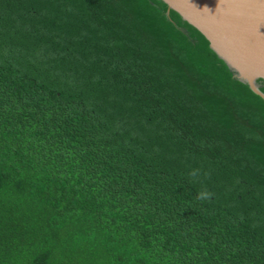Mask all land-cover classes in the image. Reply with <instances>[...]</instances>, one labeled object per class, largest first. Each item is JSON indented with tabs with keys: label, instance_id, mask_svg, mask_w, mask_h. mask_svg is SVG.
Listing matches in <instances>:
<instances>
[{
	"label": "trees",
	"instance_id": "1",
	"mask_svg": "<svg viewBox=\"0 0 264 264\" xmlns=\"http://www.w3.org/2000/svg\"><path fill=\"white\" fill-rule=\"evenodd\" d=\"M237 74L163 0H0V264H264Z\"/></svg>",
	"mask_w": 264,
	"mask_h": 264
},
{
	"label": "water",
	"instance_id": "2",
	"mask_svg": "<svg viewBox=\"0 0 264 264\" xmlns=\"http://www.w3.org/2000/svg\"><path fill=\"white\" fill-rule=\"evenodd\" d=\"M210 41L211 48L264 99V0H163Z\"/></svg>",
	"mask_w": 264,
	"mask_h": 264
},
{
	"label": "clouds",
	"instance_id": "3",
	"mask_svg": "<svg viewBox=\"0 0 264 264\" xmlns=\"http://www.w3.org/2000/svg\"><path fill=\"white\" fill-rule=\"evenodd\" d=\"M197 171L198 170H193L190 175L192 176H195L197 174ZM212 194L210 192H207V191H202V192H199L198 193V198L201 199V200H204V199H208L210 198Z\"/></svg>",
	"mask_w": 264,
	"mask_h": 264
}]
</instances>
